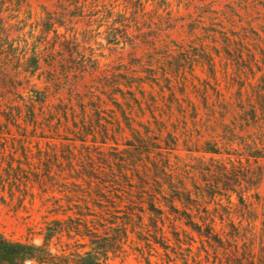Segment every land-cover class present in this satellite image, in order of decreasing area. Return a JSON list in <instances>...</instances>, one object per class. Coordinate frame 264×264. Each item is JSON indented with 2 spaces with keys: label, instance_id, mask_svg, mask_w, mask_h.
<instances>
[{
  "label": "trees",
  "instance_id": "16d2710c",
  "mask_svg": "<svg viewBox=\"0 0 264 264\" xmlns=\"http://www.w3.org/2000/svg\"><path fill=\"white\" fill-rule=\"evenodd\" d=\"M132 1L125 0V6ZM49 2L53 9L42 7L43 15L36 18L30 0H0V125L6 123L8 132L9 126L14 127V136L22 138L16 148L24 161L19 158L15 168L0 170V193L20 203L38 200L43 213L40 245L13 241L0 233V264L50 260L58 256L51 252L52 242L63 239L71 241L60 249L64 264L124 261L128 254L123 240L128 241L130 233L142 235L133 245L145 264H264V208L258 214L247 188V180L252 179L257 191V181L264 178L260 165L264 159V71L251 90L250 105L229 108L222 119L216 108L205 110L208 123L216 126L210 134L219 147L217 154L223 149L228 157L206 161L202 181L192 187L175 177L166 145L171 135L174 144L178 136L164 118L159 124L154 119L156 130L141 132L133 109L120 106L123 124L117 113L111 122H103L98 110L104 100H95L90 87H81L83 76L93 69L85 47L93 24L99 21L113 28L122 21L103 14L106 5L98 0ZM136 3L140 13L143 4ZM109 7L110 13L123 17V0ZM257 16L255 27L263 22L264 13ZM26 27L30 32H25ZM198 29L202 31L200 27L194 31ZM130 31L127 26V36ZM254 34L251 60L264 53L262 36L255 30ZM208 36L197 38L211 67V45L228 61L242 59L241 38L226 32ZM221 122L230 123L228 132L236 133L235 141L222 139ZM126 130L134 144L120 147L118 139L124 138ZM33 140L46 144L36 159L30 156ZM222 198L226 214L218 216L216 207ZM167 233H173L172 237ZM151 257L155 260L150 261Z\"/></svg>",
  "mask_w": 264,
  "mask_h": 264
},
{
  "label": "rangeland",
  "instance_id": "374dc122",
  "mask_svg": "<svg viewBox=\"0 0 264 264\" xmlns=\"http://www.w3.org/2000/svg\"><path fill=\"white\" fill-rule=\"evenodd\" d=\"M98 1L106 5L103 14L122 22L113 28L102 26L99 21L93 24L92 37L85 46L87 54L92 57L93 69L90 74L81 76V87H90L95 100H104L98 110L103 122H111L113 114L117 113L123 124L125 120L120 106L133 109L136 127L141 132L156 130L154 119L159 124L164 118L168 129H173L178 136L174 144L171 140L175 138L171 135L168 138L170 143L166 145L170 149L175 177L194 187L203 179L202 169L206 161L228 157L223 149L217 154L219 147L210 134L216 126L208 123L205 110L216 108V115L222 119L225 110L250 105L251 90L259 81L261 71H264V53L258 52L257 63L250 58V51L256 42L254 30L262 36L259 42L264 49V20L256 27L252 24L258 19L257 15L264 13V0H141L143 11L140 13L136 10V0L128 7L123 0V17L117 12L110 13L109 5L115 0ZM30 4L32 17L36 18L43 15L42 7L53 9L49 0H30ZM98 16L101 17V13L95 14L94 18ZM127 26L131 27V35L128 36L125 33ZM198 27L202 31H194ZM28 31L26 27L25 32ZM223 32L242 39L244 54L238 62L228 61L223 52L220 54L218 48L211 45L209 48L214 59L211 67L200 51V39L197 37L200 35L206 39L208 35ZM135 45L138 47L133 51L131 47ZM193 64L196 65L194 68ZM164 72L167 74L164 75ZM147 122L152 124L148 126ZM221 123L222 139L235 141L236 133L228 132L230 123ZM5 124L0 125V131H4L0 135L1 171L15 168V161L19 158L18 161L24 162L19 147L16 148V144L23 140L18 135L14 136V127L9 126L8 132ZM128 133L126 130L124 138L118 139L120 147L134 144ZM45 145V141H30V156L36 159L39 149L45 148ZM110 145L113 146L112 142ZM228 153L235 154L232 150ZM252 165L256 166L254 162ZM260 165L264 169V159ZM22 168L27 170L28 166L23 164ZM257 182V191L253 188L256 181L252 179L247 180V188L250 189V202L257 203L258 214H261L264 208V178ZM232 201L237 202L235 197ZM40 207L38 200L30 202L29 199L20 203L9 199L6 193H0V233L13 241L40 245L43 221ZM216 208L218 216H225L226 200L220 199ZM189 234L196 237L194 233ZM167 235L172 237L173 233ZM140 237L139 233H130L129 240H123V251L127 252L128 258L124 261L114 258L109 264H145L144 258L134 251L138 248L133 244L139 243ZM67 242L71 241L52 242L51 252L58 255L55 258L26 264H64L59 255L61 247ZM141 245L144 246L143 243ZM157 251L162 252L159 248ZM154 260L150 258V261Z\"/></svg>",
  "mask_w": 264,
  "mask_h": 264
}]
</instances>
